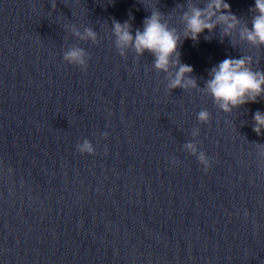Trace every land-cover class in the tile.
I'll use <instances>...</instances> for the list:
<instances>
[{
  "label": "water",
  "instance_id": "obj_1",
  "mask_svg": "<svg viewBox=\"0 0 264 264\" xmlns=\"http://www.w3.org/2000/svg\"><path fill=\"white\" fill-rule=\"evenodd\" d=\"M152 10L181 33L199 88L166 90L149 53H118L112 20L134 33ZM185 10L187 0H0V264H264L227 112L200 91L211 68L201 34L182 36ZM71 46L88 52L86 69L63 60ZM85 138L93 154L77 150ZM192 140L207 171L183 148Z\"/></svg>",
  "mask_w": 264,
  "mask_h": 264
},
{
  "label": "clouds",
  "instance_id": "obj_2",
  "mask_svg": "<svg viewBox=\"0 0 264 264\" xmlns=\"http://www.w3.org/2000/svg\"><path fill=\"white\" fill-rule=\"evenodd\" d=\"M55 4L52 5L55 8ZM249 11L251 27L247 23L239 30V38L252 45H264V0H255L254 7ZM180 22L183 24V38L196 41L201 33L207 30L211 33L217 26H222L223 36L231 38L232 30L240 24V18L230 10V4L226 0H204V6L200 7L187 0V10L180 14ZM112 35L114 46L120 56L126 55V50L131 48L137 57L149 53L152 57V67L165 74L167 79L166 90L180 88L183 90L197 89L196 78L190 74L192 66L181 63L178 47L181 41V33L176 27L170 26L159 10L150 11V15L144 17L142 29L131 30L128 21L119 22L112 20ZM73 35L81 40L97 42V32L85 27L83 32L72 28ZM210 39V36H205ZM233 46L235 42L231 41ZM88 52L79 46H71L63 52V60L68 64L86 69L88 64ZM258 63V61H257ZM251 56L241 55L239 58H225L208 70V79L200 91L211 97L213 103L223 112H231L232 108L240 105L257 102V98L264 95V71L254 69ZM210 113L207 109H201L197 113V121L207 123ZM252 131L261 135L264 129V113L257 110L253 113ZM199 134L198 128H193V137ZM101 135L106 136L107 133ZM183 148L191 155L196 156L204 170L210 166V159L204 151L199 150L197 143L192 140L185 142ZM80 153H94V147L88 139L77 144ZM264 155V152L261 153Z\"/></svg>",
  "mask_w": 264,
  "mask_h": 264
}]
</instances>
